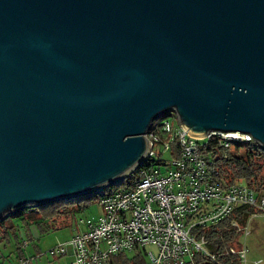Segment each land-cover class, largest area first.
<instances>
[{"label":"water","instance_id":"95a60500","mask_svg":"<svg viewBox=\"0 0 264 264\" xmlns=\"http://www.w3.org/2000/svg\"><path fill=\"white\" fill-rule=\"evenodd\" d=\"M170 113L264 150V0H0V221L121 181Z\"/></svg>","mask_w":264,"mask_h":264},{"label":"built area","instance_id":"2783aa9c","mask_svg":"<svg viewBox=\"0 0 264 264\" xmlns=\"http://www.w3.org/2000/svg\"><path fill=\"white\" fill-rule=\"evenodd\" d=\"M210 136L221 147L253 141L241 132L212 131L194 137L180 126L173 113L158 118L146 134L147 167L135 169L137 176L130 187L98 196L99 216L79 221L84 229L52 246L48 254L52 258L70 256L66 264H114L113 257L143 248L148 256L146 264H222L225 257L246 264L244 242L249 219L241 225L236 220L231 223L243 237L238 246L210 250L213 242L205 234L232 217L238 206L264 213V195L258 196L240 183L221 185L215 162L200 151ZM155 145L160 154L168 151L170 158L157 157ZM219 238L224 240L223 236Z\"/></svg>","mask_w":264,"mask_h":264},{"label":"trees","instance_id":"16d2710c","mask_svg":"<svg viewBox=\"0 0 264 264\" xmlns=\"http://www.w3.org/2000/svg\"><path fill=\"white\" fill-rule=\"evenodd\" d=\"M200 151L215 162V165L219 170V181L222 186H226L230 183H240L252 189L256 195H264V150L254 141L232 142L227 147H221L218 146L216 138L210 136L206 142L202 144ZM146 160L147 161L143 165L147 167L149 160ZM151 161L158 163L155 159H151ZM150 167H148V169ZM136 171L137 170L132 171L121 181H118L103 190L76 198L58 200L36 207L26 208L13 214L11 217L23 218L26 227H28L31 223L40 219L38 216L34 215L37 212H40L42 216L45 217H50L52 214H65L71 212L72 208L76 210V207L79 208L81 204L85 205L97 200V197L105 192L130 187L131 182L135 179ZM73 205H76V207ZM255 211L256 210L252 207H236L232 217L206 231L205 235H207V237L213 242V244L209 246V249L216 251L220 250L225 245L233 244L235 242L234 234L237 232L234 231L231 226L232 221L236 220L238 224L241 225ZM7 220H9V218L0 221V230L3 235L6 234L5 232L7 229H12L11 226H4V223ZM219 236H223L224 240L221 241ZM214 244L215 246H212ZM133 251H135V256L133 258H127L126 254L123 253L119 256L113 257L111 262L114 264H146L145 258L143 257L145 250L143 248H137ZM195 261L198 262L199 260L195 259ZM222 264L240 263L235 257H225L222 259Z\"/></svg>","mask_w":264,"mask_h":264},{"label":"rangeland","instance_id":"374dc122","mask_svg":"<svg viewBox=\"0 0 264 264\" xmlns=\"http://www.w3.org/2000/svg\"><path fill=\"white\" fill-rule=\"evenodd\" d=\"M156 120L157 119L154 121ZM155 152L157 157H160L161 159L170 158L168 151L160 154V148L158 145H155ZM135 176H137V172H135ZM85 205L81 204L79 208H77L76 205H73L76 207V210L72 208L71 212L65 214H52L50 217L42 216L40 212L35 213L34 215L38 216L40 219L33 222L32 225L35 226L38 233H40L38 234L39 240L34 239L30 245L32 251L26 252L25 258L31 259V264H54V261L57 258H52L48 254L49 249L58 243L64 242V240H69L72 237V232L74 231L73 228L83 230L84 226L80 224L79 221L91 218L96 219L99 216L101 210L96 200ZM248 219L250 227V233L246 238L248 261L252 263L261 260L262 262L260 264H264V213H253ZM9 220H13L11 222L15 224L13 227L14 232L19 234V231L26 230V224L24 223L23 218L9 217ZM11 238L12 242H14L13 234H11ZM234 238L238 243L243 242V237L237 233L234 234ZM4 245H6V241L1 243L0 264L3 263V261L9 263V261L15 259V256L13 257L10 255L14 250L10 251V248L7 245L4 247ZM150 251L153 250L150 249ZM125 254L127 258H133L135 256V251H126ZM143 257L146 261L148 260L147 255L143 254Z\"/></svg>","mask_w":264,"mask_h":264},{"label":"crops","instance_id":"0c3cea01","mask_svg":"<svg viewBox=\"0 0 264 264\" xmlns=\"http://www.w3.org/2000/svg\"><path fill=\"white\" fill-rule=\"evenodd\" d=\"M11 221H13V220H7L4 223V226H7V227L11 226L12 227V229H10V230L7 229V231L5 232L7 234V235L5 234L6 236L3 235L1 233V230H0V251H1V243L6 241V245L10 248V251L14 250V252H12V253L10 252L11 253L10 255L13 256V257L15 256V259H13L12 261H9V263H6V262L3 261V263H1V264H24V263L31 264V259L25 258V255H26V252H31L32 251L31 248H30V245L32 244L34 239L39 240L38 234H40V233H38V231L36 230L35 226L32 225L33 223H31L28 227H26L25 231H19V234H18V233L13 231V227H14L15 224L13 222H11ZM248 228H249V233H250L249 222H248ZM73 230L74 231L72 232V234H74V232L77 231L78 229L77 228H75V229L73 228ZM249 233H248V235H249ZM11 234L14 235V242H12ZM237 234H239L242 237L241 233L237 232ZM247 236H245V242H244L245 247L247 249L246 264H260L262 262L261 260L260 261H254L252 263H250L248 261V257H247L248 248L246 246V238H247ZM64 241H66V240H64ZM241 243L242 242L238 243L237 241H235L231 245H234V246L237 245L238 246ZM6 245H4V247H6ZM259 246H262V245H259ZM53 258H57L54 261L55 263L53 262L54 264H66L67 262L70 261V256H55ZM22 260H26V262L23 263ZM146 262H148V260L147 261L145 260V263Z\"/></svg>","mask_w":264,"mask_h":264}]
</instances>
